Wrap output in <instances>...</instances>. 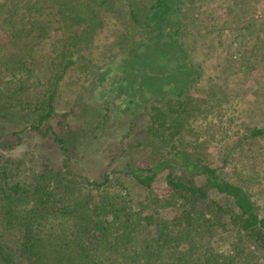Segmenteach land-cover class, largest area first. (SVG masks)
Instances as JSON below:
<instances>
[{"label": "trees", "instance_id": "16d2710c", "mask_svg": "<svg viewBox=\"0 0 264 264\" xmlns=\"http://www.w3.org/2000/svg\"><path fill=\"white\" fill-rule=\"evenodd\" d=\"M110 4L0 0V32L16 48L0 55V122L49 135L64 155L62 164L45 161L37 169H24L21 157L0 159V264H264V216L249 189L225 173L227 157L218 159V153H206L203 143L195 145L184 137L194 99L182 96L192 87V76L185 90L153 97L147 112V141L165 150L150 153L145 165L125 159L99 180L71 170L62 136L69 119L57 116L53 99L74 50L100 24L95 12ZM183 5L184 0H152L143 18L149 37L159 32L176 44L179 16L187 17ZM128 14L140 22L132 5ZM253 26L248 22L239 28L242 40ZM54 32L59 37L51 43L55 54L39 55ZM244 53L235 51L238 64L247 62L239 59ZM187 62L191 68L188 59L182 65L187 67ZM44 65L52 76L40 81L38 70ZM127 111L136 112L132 106L125 107V115ZM52 119L60 132L53 130ZM125 122L133 127L129 118ZM242 134L240 140L251 142L263 136L264 127L248 126ZM1 146L12 147L7 142ZM214 159L221 163L214 164ZM160 178L168 187L163 196L154 189Z\"/></svg>", "mask_w": 264, "mask_h": 264}, {"label": "rangeland", "instance_id": "374dc122", "mask_svg": "<svg viewBox=\"0 0 264 264\" xmlns=\"http://www.w3.org/2000/svg\"><path fill=\"white\" fill-rule=\"evenodd\" d=\"M151 1L111 0L110 5L99 8L95 12L99 26L74 50L72 63L58 82L54 109L57 116L69 119L70 126L62 136L71 170L81 178L99 180L104 173L118 170L125 159L145 165L150 153L165 150L166 146L158 150L147 141V112L153 97L185 90L192 76V87L182 96L194 99L193 115L185 122V139L204 144L206 153H218V159L227 157L225 173L231 180H243L264 216V134L251 142L240 140L246 127H264V0H184L182 11L187 17L180 14L178 33L184 47L179 41L172 44L159 32L149 37L143 18ZM128 5L140 22L130 19ZM248 22L254 26L246 29L242 40L239 28ZM58 40L54 32L43 48L38 47L39 55L53 56L51 43ZM134 48L135 52L118 57ZM0 49V55L16 52L1 32ZM238 50L245 52L239 57L242 62L247 60L245 64L237 63L234 54ZM187 59L191 68L188 62L187 67L182 65ZM38 75L40 81L52 76L45 65ZM126 106L138 110L125 115ZM50 122L54 131H61L56 119ZM23 125L0 122V159L21 157L26 162L24 169H37L45 161L63 163L64 155L49 135L32 134ZM14 130L19 133H12ZM2 142L12 147L4 149ZM154 189L162 196L168 191L161 178Z\"/></svg>", "mask_w": 264, "mask_h": 264}]
</instances>
